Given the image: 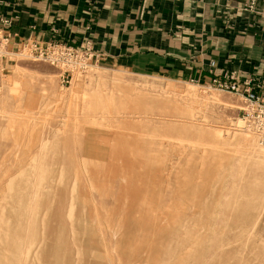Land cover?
<instances>
[{"label":"rangeland","instance_id":"374dc122","mask_svg":"<svg viewBox=\"0 0 264 264\" xmlns=\"http://www.w3.org/2000/svg\"><path fill=\"white\" fill-rule=\"evenodd\" d=\"M17 41L0 73V250L16 264H264V175L250 171L264 140L244 97L107 67L92 47L85 67L52 66Z\"/></svg>","mask_w":264,"mask_h":264},{"label":"crops","instance_id":"0c3cea01","mask_svg":"<svg viewBox=\"0 0 264 264\" xmlns=\"http://www.w3.org/2000/svg\"><path fill=\"white\" fill-rule=\"evenodd\" d=\"M0 19L12 45L87 43L107 67L205 84L264 76V0H0Z\"/></svg>","mask_w":264,"mask_h":264},{"label":"built area","instance_id":"2783aa9c","mask_svg":"<svg viewBox=\"0 0 264 264\" xmlns=\"http://www.w3.org/2000/svg\"><path fill=\"white\" fill-rule=\"evenodd\" d=\"M2 27H8L10 21L0 19ZM0 27V73L8 70L6 66L7 55L12 54L15 43L12 45L11 40L14 35L3 32ZM17 51H27L35 58L43 59L52 66H72L78 64L85 67L86 63L93 60L97 61V53L88 45H82L78 48L68 46L60 42H44L38 39L28 38L17 41ZM210 67H214V62H210ZM69 71H64L61 75L62 83H68ZM212 84L217 88L230 91L244 97L251 106L249 112L244 113V119L252 125L254 130L264 140V76L255 80L238 81L234 72L222 75L212 80Z\"/></svg>","mask_w":264,"mask_h":264},{"label":"bare ground","instance_id":"6f19581e","mask_svg":"<svg viewBox=\"0 0 264 264\" xmlns=\"http://www.w3.org/2000/svg\"><path fill=\"white\" fill-rule=\"evenodd\" d=\"M238 124H239V127L242 125V123L240 124V122H238ZM243 126V125H242ZM247 127V126H246ZM248 127H250L251 128V130L253 129L254 130V128L252 127V125L251 124H248ZM246 130H248V129H246ZM255 131V130H254ZM256 132V131H255ZM257 133V132H256ZM258 134V133H257ZM259 135V134H258ZM252 136H253V134H252ZM254 138H256V140H257V136H253ZM248 142V144H249V148L248 149H252V151L251 152H253V150L255 151V150H259L258 149V146H257V144L256 145H254L253 144V142H251L250 141V139H248L247 140ZM246 143V144H247ZM250 156H252V153H250ZM253 159V158H252ZM250 171H251V174L254 176V177H260V176H263L264 175V171L263 170H261V169H259L258 167H255V166H253L252 168H250ZM16 236H17V234H16ZM20 238V237H19ZM5 239H11L10 238V235H9V233H6V235H5ZM21 239V238H20ZM9 241H11V240H9ZM16 241V240H15ZM11 242H13V241H11ZM17 243H21V242H17ZM16 243V244H17ZM46 246V245H45ZM3 253H6V255H7V257L9 258V260H10V262L8 263H6V264H16V259H15V253H16V251L14 250H11V251H5V250H0V254H3ZM49 256H51L53 259L54 258H56V256H57V254H54V253H52V252H47V251H43L42 253H41V258H42V260H44V259H47ZM43 264H44V262H42ZM0 264H5L4 262H2L1 261V259H0ZM20 264H21V259H20ZM51 264V263H50Z\"/></svg>","mask_w":264,"mask_h":264}]
</instances>
